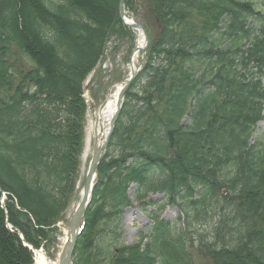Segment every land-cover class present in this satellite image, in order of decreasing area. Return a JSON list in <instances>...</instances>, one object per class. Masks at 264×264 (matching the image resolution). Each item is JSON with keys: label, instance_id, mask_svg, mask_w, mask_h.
I'll use <instances>...</instances> for the list:
<instances>
[{"label": "trees", "instance_id": "obj_1", "mask_svg": "<svg viewBox=\"0 0 264 264\" xmlns=\"http://www.w3.org/2000/svg\"><path fill=\"white\" fill-rule=\"evenodd\" d=\"M97 1L109 11L79 0H0V264H33L7 218L39 248L38 236L76 198L84 82L112 37L131 33L119 0ZM126 6L151 44L98 167L85 215L93 249L103 264H193L189 245L204 238L214 264H264V8L252 0ZM25 144L32 151L21 159ZM155 194L186 228L154 220L128 260L118 244L124 211L133 198L154 204Z\"/></svg>", "mask_w": 264, "mask_h": 264}, {"label": "rangeland", "instance_id": "obj_2", "mask_svg": "<svg viewBox=\"0 0 264 264\" xmlns=\"http://www.w3.org/2000/svg\"><path fill=\"white\" fill-rule=\"evenodd\" d=\"M84 4H92V6H102L107 11H109V6L100 3L97 0H79ZM117 2V0H115ZM261 4L264 8V0H252ZM88 2V3H85ZM115 3V2H114ZM118 5V4H117ZM116 5V7H117ZM107 7V8H106ZM92 8V7H90ZM136 15V14H135ZM135 33V32H134ZM137 34L134 36L132 33L127 34L121 32L119 37L113 36L111 41L107 44L106 50L104 52L103 61L98 65L93 73L88 77L87 82L84 85L85 98L87 101V119H86V131H85V146L82 156V170H81V185H84V180L88 172V168L91 160L93 159V145L95 140V135L92 134L93 141L91 143L90 151L86 152L87 149V140H88V129L95 121L97 117V111L100 105L109 100V96L112 92L115 91L116 87L119 84L124 83L130 75V59L133 53V50L136 46ZM77 56V55H76ZM83 56V55H81ZM77 57H80L79 55ZM74 56L69 52L68 59L72 60ZM145 61L143 57L141 61ZM143 61V63H144ZM59 68L61 66H58ZM77 71V68L72 69L74 74ZM65 85L60 79L59 84L54 89H62ZM24 112L17 113L14 116V120H21L23 114L27 112V108L23 110ZM7 124H4L5 129H7ZM258 135H264V121L258 125ZM0 134V139H1ZM31 144V143H30ZM1 147V140H0ZM32 151V146L25 144L23 146L22 153L19 154L21 159H25L30 155ZM0 152H3L0 148ZM1 165L5 167L2 164ZM2 171H6L5 168H2ZM13 183L18 184L17 181L13 180ZM133 189L130 191L131 197H133ZM33 199V197H32ZM81 196H77L76 199L72 200L71 203L61 212V214L56 218L55 223L48 228L44 229V232L38 236L39 248L49 255H56L59 251L62 250L64 240L66 238V233L69 229L70 221L73 217L75 209L79 204ZM149 199L153 201L154 204L145 206L141 202H137L133 198V205L127 208L124 211L122 223H121V237L119 239V245H124L128 251H123L121 256L128 257V260L135 261V256H129L135 254L137 251H142L146 245L145 234L146 231L151 227L154 220L157 219H166L172 224H176L179 231L184 232L185 225L182 219H179L180 214L175 208L169 206H164L163 202L165 198L161 194L150 195ZM31 202H36L33 199ZM95 225L93 224V218L86 223L84 221L83 227L81 229V234L79 235L72 255L73 264H103L102 261L104 256L99 254V251L93 249L92 247V232ZM205 239L201 238L198 242V245H189V250L191 252V258L193 264H214L212 261V253L207 252V249L203 246ZM1 251V249H0ZM31 251V250H30ZM32 252V251H31ZM33 254V252H32ZM215 258V255H214ZM213 258V259H214ZM1 259V253H0ZM126 260V259H124ZM34 262V261H33Z\"/></svg>", "mask_w": 264, "mask_h": 264}, {"label": "bare ground", "instance_id": "obj_3", "mask_svg": "<svg viewBox=\"0 0 264 264\" xmlns=\"http://www.w3.org/2000/svg\"><path fill=\"white\" fill-rule=\"evenodd\" d=\"M88 3V2H85ZM93 4V3H92ZM92 4H84L93 9H96L97 6H92ZM128 20L133 21L131 17H127ZM127 21V20H126ZM136 51L132 53L130 60V73L137 70L142 58L144 57L143 49L145 47L144 33L142 30L137 32V44ZM123 84H120L116 87V90L111 95L108 100L107 106L97 113V122H94L88 129V140H87V149L86 152L90 151L91 143L93 141L92 134L96 135L98 138V143L101 144L104 136L107 134L109 129V122L112 116L116 112L117 108V98ZM72 236L70 233H66V238L64 240L62 250L59 251L56 255L52 256L47 254L42 250H34V264H64V259L69 251V246L71 244Z\"/></svg>", "mask_w": 264, "mask_h": 264}, {"label": "water", "instance_id": "obj_4", "mask_svg": "<svg viewBox=\"0 0 264 264\" xmlns=\"http://www.w3.org/2000/svg\"><path fill=\"white\" fill-rule=\"evenodd\" d=\"M124 6H125V0H120L119 10H120V17L122 20H124V17H125ZM125 24L132 29L142 30L144 32L145 39H146V48H145V52H146L148 49L149 43H150V37H149L148 32L137 22H135L134 24H128V23H125ZM136 76H137L136 73H132L130 80L125 84L124 88L122 89V91L119 95L118 104H117V111L111 120L110 131H109L108 135L106 136L103 144H101V145L96 144V146H95L94 157H93V160H92L89 172H88V176L86 179L85 187H84L83 199H82L81 203L79 204L78 209L74 213L73 219H72L71 224H70V232H71L72 239H71V244L69 246V251H68V253L64 259V264H70L71 263V257H72L73 251L75 249V246H76V240H77V237L80 233L81 219L84 216V213H85V211H86V209L90 203V200H91V194H92V188H93L92 182L94 181V178L96 176L97 167L104 157L106 145L110 139V136H111L113 129L115 127V123L117 121V118H118L120 111H121V108L123 106V100H124L125 94L129 90V88L132 85V83L134 82V80L136 79ZM105 105H106L105 103L102 104L100 110H102L105 107Z\"/></svg>", "mask_w": 264, "mask_h": 264}]
</instances>
